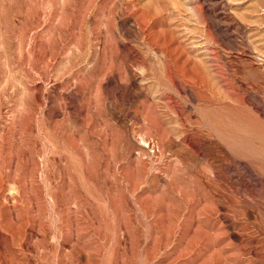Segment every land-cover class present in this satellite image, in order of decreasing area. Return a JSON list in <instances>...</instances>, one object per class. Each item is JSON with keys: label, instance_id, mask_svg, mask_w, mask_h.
<instances>
[{"label": "rangeland", "instance_id": "obj_1", "mask_svg": "<svg viewBox=\"0 0 264 264\" xmlns=\"http://www.w3.org/2000/svg\"><path fill=\"white\" fill-rule=\"evenodd\" d=\"M262 156L264 0H0V264H264Z\"/></svg>", "mask_w": 264, "mask_h": 264}, {"label": "bare ground", "instance_id": "obj_2", "mask_svg": "<svg viewBox=\"0 0 264 264\" xmlns=\"http://www.w3.org/2000/svg\"><path fill=\"white\" fill-rule=\"evenodd\" d=\"M210 122H212V121H210ZM233 122V121H232ZM215 123V122H214ZM216 125V124H215ZM219 125V124H218ZM238 126V125H237ZM253 127V126H252ZM245 139V138H244ZM247 139V138H246ZM250 139V138H249ZM247 141V140H246ZM259 151V150H258ZM259 154V153H258ZM262 157H264V156H262ZM264 159V158H263ZM264 168V167H263ZM262 171V170H261ZM264 217V216H263ZM263 221H264V218H263Z\"/></svg>", "mask_w": 264, "mask_h": 264}]
</instances>
